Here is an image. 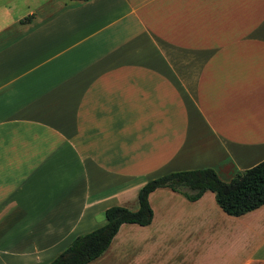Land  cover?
<instances>
[{
	"label": "crops",
	"instance_id": "crops-1",
	"mask_svg": "<svg viewBox=\"0 0 264 264\" xmlns=\"http://www.w3.org/2000/svg\"><path fill=\"white\" fill-rule=\"evenodd\" d=\"M263 158L264 0H0V264H47L152 178ZM201 195L155 188L85 264H264V203Z\"/></svg>",
	"mask_w": 264,
	"mask_h": 264
},
{
	"label": "trees",
	"instance_id": "trees-1",
	"mask_svg": "<svg viewBox=\"0 0 264 264\" xmlns=\"http://www.w3.org/2000/svg\"><path fill=\"white\" fill-rule=\"evenodd\" d=\"M85 1V0H73ZM157 187H168L193 201L209 189L216 204L231 216H239L264 203V158L259 163L244 168L228 180H221L215 171L205 168L170 171L145 182L137 193V207L129 210L110 206L103 211L104 224L85 234L77 235L47 264H85L96 258L108 246L121 223L146 225L152 217L148 193Z\"/></svg>",
	"mask_w": 264,
	"mask_h": 264
},
{
	"label": "rangeland",
	"instance_id": "rangeland-1",
	"mask_svg": "<svg viewBox=\"0 0 264 264\" xmlns=\"http://www.w3.org/2000/svg\"><path fill=\"white\" fill-rule=\"evenodd\" d=\"M24 1V6L28 5V6H33V7H37L39 3H41V1L43 0H23ZM61 1V0H60ZM64 3H71L74 2L73 0H62ZM16 11V10H15ZM27 18V16H25L23 19ZM22 19V20H23Z\"/></svg>",
	"mask_w": 264,
	"mask_h": 264
}]
</instances>
